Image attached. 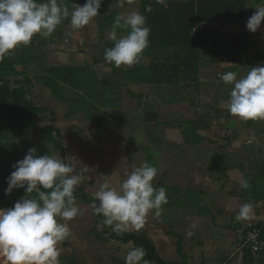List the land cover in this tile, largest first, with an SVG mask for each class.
<instances>
[{
	"label": "crops",
	"instance_id": "obj_1",
	"mask_svg": "<svg viewBox=\"0 0 264 264\" xmlns=\"http://www.w3.org/2000/svg\"><path fill=\"white\" fill-rule=\"evenodd\" d=\"M145 1L147 7L144 13L141 11V0L126 3L122 8L113 4L114 0H103L98 15L88 25L73 29L70 18L65 19L48 38L37 34L28 46L20 45L14 49L8 56L11 59L9 62L15 65L17 62L14 59L18 57L25 59L22 62L25 65L45 63V67L88 62L100 66V70L107 69V73L100 77L114 80L116 77L111 64L103 59L105 42L110 41L107 37L111 25L121 14L137 11L144 15L146 26L151 29L148 47L138 63L118 68L121 72H131L135 66L146 69L149 64H154V74L148 73L149 82L146 83L123 81L124 85L118 91L121 96L125 94L130 98L132 95L141 96L143 103L148 105L149 98L154 94L176 98L161 103L158 113L169 111L174 114L175 120L180 114L184 115L186 119L179 123L178 128H190L201 142L189 143L194 137L185 132L183 139L179 129L170 134L169 139L165 132L164 138L178 146L185 142L188 150L191 147L203 152H189L185 164L173 166L178 178L181 176L179 170L188 173L184 178L185 185H173V191L179 196L175 202H180V207L174 205L177 209L192 210L190 215L195 219L202 217L206 221L205 217H209L210 228L207 227L203 240L207 264H226V261L227 264H244L243 252H237L242 229L248 223L264 222V120L244 121L227 111L223 102L227 101L232 85L220 81L219 74L235 71L239 79L251 67L264 66V20L255 33L246 29V22L256 11L255 7L264 4V0H166L167 7L157 3V0ZM63 3L71 10L74 4L82 6L85 0H63ZM173 23L182 24V29L193 24L189 38L193 41L203 35V38L210 39L213 54L207 42L177 41V35L182 34V39L184 35L182 31H174ZM208 31L227 38L219 44V49L213 33L206 34ZM126 34L127 30L117 29V38ZM32 58H35L34 62ZM163 79L172 83L166 84ZM150 110L148 115L155 117L153 109ZM156 117L158 119L159 116ZM158 121L165 123L168 120L161 117ZM200 146L202 148H197ZM242 178L249 181L251 186L248 189L241 187ZM186 193L200 194L199 207L197 202L192 203L183 197ZM214 196L216 199H213ZM249 202L253 205L250 217L238 221L236 216L241 205ZM251 264H264V251L253 258Z\"/></svg>",
	"mask_w": 264,
	"mask_h": 264
},
{
	"label": "clouds",
	"instance_id": "obj_2",
	"mask_svg": "<svg viewBox=\"0 0 264 264\" xmlns=\"http://www.w3.org/2000/svg\"><path fill=\"white\" fill-rule=\"evenodd\" d=\"M102 2L85 0L82 6L74 4L70 10L63 0H0V62L18 46L31 44L35 35L48 38L65 19L70 18L73 29L83 28L98 15ZM126 3L132 4L134 0H114L113 4L122 8ZM157 3L167 7L166 0ZM255 8L246 22V29L252 33L264 20V4ZM117 29H125L127 34L117 38ZM150 31L146 17L139 12L118 15L107 37L113 47L105 48L104 61L115 67L138 63L148 47ZM237 77L235 71L219 74L220 81L232 85L224 107L244 121L264 120V66L251 67L246 75ZM12 167L14 171L6 178L5 195L24 189L26 196L11 208H0V264H60L58 245L71 236L68 221L83 214L74 193L84 179V169L78 172L59 154L36 155L35 148L29 149ZM158 173L157 167L145 161L126 174L118 189L104 182L94 194L92 212L102 215L103 226H110L118 235L142 229L148 215L155 210L159 216L162 206L168 203L166 189L153 185ZM250 186L247 179H241L242 188ZM33 192L36 196L30 198L28 194ZM252 211L253 205L244 203L236 219L247 220ZM196 227L195 223L190 225V229ZM186 235L192 236L193 231L186 230ZM145 255V249L133 247L124 262L148 264Z\"/></svg>",
	"mask_w": 264,
	"mask_h": 264
},
{
	"label": "rangeland",
	"instance_id": "obj_3",
	"mask_svg": "<svg viewBox=\"0 0 264 264\" xmlns=\"http://www.w3.org/2000/svg\"><path fill=\"white\" fill-rule=\"evenodd\" d=\"M37 53L39 54L40 51L37 50ZM6 61L9 62L11 59L7 56L4 59V62ZM14 61L17 62L14 65L16 72L22 73L33 84L29 87L30 99L36 106L50 109L49 113L37 116L38 128L45 126L58 128L65 149L63 161L73 165L78 172L84 169V179L78 187L83 189L84 195L90 202L77 200L83 214L68 221L71 236L58 245L61 249L60 264H125L126 253L135 246L130 242L124 244L111 239L112 228L103 226L104 217L94 214L90 205L95 199L94 194L99 185L107 181L110 187L118 189L120 182L126 178V174L145 161L159 170L153 181L154 186H166L173 193V185H185L186 179L184 178L188 174L187 171L179 170L180 178H183L180 179L173 166L185 164V157L189 152L192 154L203 151L202 149L197 151L191 147L188 150L185 142V145L178 146L168 141L170 134L178 129L183 139L185 136L184 128H178L179 123L186 119L184 115L180 114L175 120L174 114L169 111L158 113L161 103L174 101L176 98L173 95L154 94L149 98L151 100L149 105L147 104L144 108L139 107L136 100L123 94L118 109L104 108L99 113L91 111L89 115L75 110L69 115L67 113L69 102L56 100L48 88L33 79L34 74L37 75V72L40 73L45 68V63L25 65L22 63L25 61L22 57L15 58ZM32 61L34 62L35 58H32ZM90 68L98 78L107 73V69L100 70V66L92 65ZM9 74L12 77L11 82L22 78L13 72ZM62 90L67 92L65 87ZM149 108L153 109L152 113H155V117L148 115V112H151V110L148 111ZM161 117H166L168 121L160 123L158 120ZM38 128L26 133L20 139H15L14 142L36 141L39 137ZM165 132L168 134L166 140ZM156 140H159V143H156ZM53 154L58 153L52 152L51 155ZM176 197L179 198L175 195ZM214 197L213 199H216V196ZM191 212L192 210L189 209H177L174 204L169 208L162 207L159 216L155 215V210L148 215L142 229L129 230L127 233L150 238L157 254L166 264L182 263V257L176 249L179 241L182 252L186 256V264H207L205 261L207 254L203 253L205 252L203 240L207 227L210 228L209 217H205L206 221L202 217L195 219L193 215H190ZM211 212L215 214V211ZM193 223L197 227L190 229ZM186 230L193 231V235L187 236ZM148 264L153 263L148 262Z\"/></svg>",
	"mask_w": 264,
	"mask_h": 264
},
{
	"label": "trees",
	"instance_id": "obj_4",
	"mask_svg": "<svg viewBox=\"0 0 264 264\" xmlns=\"http://www.w3.org/2000/svg\"><path fill=\"white\" fill-rule=\"evenodd\" d=\"M146 3L145 0H141V11L144 13L147 7ZM173 24L174 31L183 32L184 35V39H182V34L177 35L178 39L176 38V40L179 42L183 40L188 41V39H190L188 35L190 31H192L193 24L187 26L185 29L181 28L183 27L182 24ZM210 33L212 34L213 32H206L207 35ZM202 36L200 35L193 41V38H191L188 42H207L210 46L212 55V41ZM213 37L214 41L217 43L218 49L219 44L224 43L227 39L224 36H220L218 33H213ZM105 46L106 48L113 47V42L106 41ZM235 59H237V57H235ZM92 63H95V61H92ZM90 66L92 65L88 62L73 63L57 67L49 66L45 67L40 73L37 72V75L34 74L33 79L35 82L41 83L43 87L48 88L56 100L69 102V107L67 109L69 115L73 114L75 110L83 111L84 114L89 115L91 111L99 113V111L104 108H118L122 97L118 90L123 87V81L134 84L149 82L148 73H153V68L155 67L154 64H149L148 68L145 69L138 65L135 66L131 72H121L118 67L111 64L112 72L116 77L114 80H111L106 76L97 78L96 73L91 70ZM157 67L161 68V66ZM10 72H13L16 76H22V78L11 82L12 77L9 74ZM117 72L122 75H119ZM163 82L166 84L172 83L169 79H163ZM32 86L31 80L22 73L16 72L13 64L7 61L4 62V60L0 62V208H11L21 197L26 196L24 189H14L9 195H5L4 190L7 188L6 178L14 171L12 166L17 161L22 160L29 149L35 148L36 155H51L52 152H57L62 160L65 158V149L60 130L53 126L39 128L37 126V116L49 113L50 109L47 107H38L33 103L29 97V87ZM64 87L67 92H63L62 89ZM132 97L138 99L137 104L139 107L147 106V104L143 103L141 96L132 95ZM37 128L39 130V137L36 141L31 143L22 140L14 142L15 139H20L26 133ZM183 131L187 132L190 137H194L189 143L198 144L201 142V139H199L190 128L186 127ZM157 142L159 143V140H156V143ZM163 187L166 189L168 203L162 207L169 208L172 204L180 207V202H175L177 198H175V195L178 196V193L175 191L172 193L168 187ZM171 193L174 197L171 196ZM28 195L32 198L36 196V193L33 192ZM74 195L77 200L90 202L84 195L81 187L77 186ZM198 195L200 194L191 195L190 193H186V196L183 197L192 203L197 202L199 207L200 196ZM110 238L120 243L126 244L130 242L135 247H142L146 250L144 258L148 262H152L153 264H166L157 254L153 241L148 237L127 232L118 235L112 232L110 233ZM176 249L178 254L182 257L181 264H186V256L182 252L180 241L177 243ZM242 252L244 254V264H251L253 262L251 255L245 250Z\"/></svg>",
	"mask_w": 264,
	"mask_h": 264
},
{
	"label": "built area",
	"instance_id": "obj_5",
	"mask_svg": "<svg viewBox=\"0 0 264 264\" xmlns=\"http://www.w3.org/2000/svg\"><path fill=\"white\" fill-rule=\"evenodd\" d=\"M247 251L252 259L264 251V222L261 224L248 223L242 232V239L237 252Z\"/></svg>",
	"mask_w": 264,
	"mask_h": 264
}]
</instances>
